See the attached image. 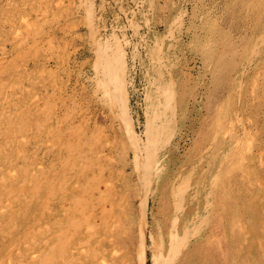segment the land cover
Returning a JSON list of instances; mask_svg holds the SVG:
<instances>
[{"label":"rangeland","instance_id":"obj_1","mask_svg":"<svg viewBox=\"0 0 264 264\" xmlns=\"http://www.w3.org/2000/svg\"><path fill=\"white\" fill-rule=\"evenodd\" d=\"M263 178L264 0H0V264H264Z\"/></svg>","mask_w":264,"mask_h":264},{"label":"bare ground","instance_id":"obj_2","mask_svg":"<svg viewBox=\"0 0 264 264\" xmlns=\"http://www.w3.org/2000/svg\"><path fill=\"white\" fill-rule=\"evenodd\" d=\"M41 11V10H40ZM23 18L24 17H22V20H23ZM25 19L26 18H24V22H25ZM25 23H27L28 24V22H27V20H26V22ZM27 26V25H26ZM175 26V25H174ZM173 33V32H172ZM211 35H212V33H211ZM19 36V35H18ZM155 38V37H154ZM32 40V39H31ZM211 42V41H210ZM194 44V43H193ZM207 44V43H206ZM211 44V43H210ZM255 46V45H254ZM27 51V50H26ZM158 51V50H157ZM160 51V50H159ZM251 54V53H250ZM154 57V56H153ZM6 58V57H5ZM156 59V58H155ZM243 74V73H242ZM170 76V75H169ZM153 82V81H152ZM166 82V81H165ZM158 83V82H157ZM153 84H155V83H153ZM170 87V86H169ZM173 87V86H172ZM165 88V87H164ZM163 88V89H164ZM239 88V87H238ZM162 89V90H163ZM168 89V88H167ZM174 89V88H173ZM164 90H166V89H164ZM161 91V90H160ZM171 91V90H170ZM170 91L168 92L167 90H166V92L164 91V93L166 94V96H168V93H170ZM174 91H175V89H174ZM168 92V93H167ZM173 91H171V96L170 97H172V94H174V93H172ZM31 93H33L32 91H31ZM239 93V92H238ZM30 94V93H29ZM34 94V93H33ZM35 95V94H34ZM175 95V94H174ZM173 95V96H174ZM239 95V94H238ZM19 96V95H18ZM23 96V95H22ZM161 96H162V94H161ZM166 96H165V98H166ZM150 97V96H149ZM147 98H148V96H147ZM163 98V97H162ZM168 98V99H167ZM166 99H165V101H164V103H163V107L164 108H167L168 107V101H169V96L167 97ZM174 98V97H173ZM149 99V98H148ZM175 99V98H174ZM150 100V99H149ZM170 100H171V98H170ZM108 101V100H107ZM175 100H173V102H174ZM110 103V102H109ZM108 103V104H109ZM49 104V103H48ZM152 104V103H151ZM161 104V103H160ZM159 104V105H160ZM174 104V103H173ZM114 105V104H113ZM162 106V105H161ZM160 106V107H161ZM155 108H157V107H155ZM155 108H151V106H150V109L148 110V113H147V120H146V125H147V130H146V136H145V140L142 142V144L146 147L147 145H148V143L150 142V140L152 139V137H154V134H155V130H153V129H155V127L157 128V126L158 125H160V124H158V125H156V126H154L153 124H154V120L156 119V117H157V111H156V109ZM170 108V107H169ZM171 108H174V107H172L171 106ZM159 109V108H158ZM111 111V110H110ZM162 111H165V109L164 110H162ZM168 111H170V109H168ZM51 112V111H50ZM117 112V111H116ZM159 112V111H158ZM165 114V113H164ZM168 114V113H167ZM117 115L119 116V113H117ZM219 115V114H218ZM217 115V116H218ZM45 116V115H44ZM116 116V115H115ZM120 117L121 118H123L124 120H127L125 117H124V115H120ZM13 120V119H12ZM237 120V119H236ZM48 121V120H47ZM50 121V120H49ZM221 121V120H220ZM13 122V121H12ZM31 123V122H30ZM127 124H128V122H126ZM164 123V121L162 120V122H161V124H163ZM233 123V122H232ZM220 124V123H219ZM222 125H226V124H221V127H222ZM161 126V125H160ZM163 126V125H162ZM128 127V126H127ZM224 127V126H223ZM225 128V127H224ZM223 128V130H225L226 131V129H227V131H228V128H225L224 129ZM130 130V129H129ZM167 130V129H166ZM157 131V130H156ZM128 132H130V131H128ZM158 132V131H157ZM156 132V133H157ZM166 132V131H165ZM243 132V131H242ZM225 133V132H224ZM228 133V132H227ZM71 134V133H70ZM162 134V133H161ZM163 134H164V132H163ZM167 134V133H166ZM243 135H244V133H242ZM165 135V134H164ZM50 137V136H49ZM156 137V136H155ZM240 136H238V139H237V141H235V144H234V146H233V149H234V147H235V149L234 150H236V156H237V158H238V160H243V157H245L244 156V153H245V151L248 149L247 147H248V145L246 144V146L244 145V141L242 140V139H240L239 138ZM21 139H22V137H20ZM19 138V139H20ZM251 138H254V137H251L250 136V139ZM12 139V138H11ZM26 140H27V138H25ZM243 139H244V137H243ZM156 140V139H155ZM159 140V139H158ZM245 140V139H244ZM247 140V139H246ZM152 141V140H151ZM249 141V140H248ZM247 141V142H248ZM26 142V141H25ZM136 142V141H135ZM156 142V141H155ZM163 142V141H162ZM252 142V141H251ZM153 143H154V140H153ZM161 143V142H160ZM249 143H250V141H249ZM150 144H152V143H150ZM251 144V143H250ZM46 145H47V143H46ZM136 145V144H135ZM159 145H161V144H159ZM225 145V144H224ZM233 145V144H232ZM17 146V145H16ZM137 146V145H136ZM158 146V145H157ZM156 147V146H155ZM209 147V146H208ZM16 148V147H15ZM224 148V147H223ZM18 149V148H17ZM146 149V148H145ZM139 150V149H138ZM158 150V149H157ZM146 151V150H145ZM152 151V150H151ZM155 151V150H154ZM135 152V151H134ZM228 152V151H227ZM224 153L226 154V150H224ZM69 154V153H68ZM149 154H151V152L149 153ZM156 154V153H155ZM258 154V153H257ZM256 154V155H257ZM228 155V154H227ZM222 156H223V154H222ZM248 156V155H247ZM246 156V157H247ZM262 156V155H261ZM146 157H148V156H146ZM224 157V156H223ZM260 157V156H259ZM149 159L151 158V157H148ZM147 158V159H148ZM261 158V157H260ZM149 159H148V161H149ZM152 159V158H151ZM218 159H220V158H218ZM223 159H225V158H223ZM136 160V159H135ZM134 160V161H135ZM216 160V159H215ZM245 160V159H244ZM151 161V160H150ZM222 161V160H221ZM220 161V162H221ZM224 161V160H223ZM151 163V162H150ZM215 163V162H214ZM214 163H212V164H214ZM217 163H218V161H217ZM158 163L156 162V165H157ZM143 166V165H142ZM161 166V165H160ZM214 166L215 167H217L215 164H214ZM237 166V165H236ZM148 167V166H147ZM156 167V166H155ZM213 167V166H212ZM241 167L243 168V166L241 165ZM158 168V167H157ZM85 169V168H84ZM153 169H155V168H153ZM159 169V168H158ZM212 169V168H211ZM244 169V168H243ZM247 169V168H246ZM242 170V169H241ZM157 171V170H156ZM243 171V170H242ZM248 171H249V169L247 170V173H248ZM212 172H213V170H212ZM215 172V171H214ZM156 173V172H155ZM3 175H7L6 177H13L14 175H15V173H14V170L13 169H5L4 170V172L2 173ZM213 174V173H212ZM244 174V173H243ZM248 174H251V172L250 173H248ZM244 175H247V174H244ZM243 176V175H242ZM25 177V176H24ZM212 178V177H211ZM245 178V177H244ZM249 178V177H248ZM13 179V178H12ZM29 179V178H28ZM247 179V178H246ZM264 179V178H263ZM26 180V179H25ZM143 181V180H142ZM9 182V181H8ZM23 182V181H22ZM223 183H224V181H222ZM212 184H213V182H211ZM189 184V183H188ZM203 184V183H202ZM264 184V183H263ZM103 186V185H102ZM206 186V185H205ZM208 186H210V184L208 185ZM202 187V186H201ZM211 187V186H210ZM210 187H208V188H210ZM227 188V187H226ZM206 189V188H205ZM211 189V188H210ZM224 189V188H223ZM24 190V189H23ZM145 190V189H144ZM207 190V189H206ZM225 191V190H224ZM12 192V191H11ZM208 192H209V189H208ZM246 192V191H245ZM208 195V194H207ZM247 195V194H246ZM254 196V195H253ZM252 196V197H253ZM256 196V195H255ZM254 196V197H255ZM15 197V196H14ZM248 197H250V196H248ZM178 198H179V195H178ZM246 198V197H245ZM247 199V198H246ZM246 199H245V201H246ZM255 200V199H254ZM248 201V200H247ZM250 201V200H249ZM256 201V200H255ZM253 202V201H252ZM237 203V202H236ZM247 203V202H246ZM245 203V204H246ZM178 204V203H177ZM130 205V204H129ZM256 205V204H255ZM11 206V204H10V201L9 200H7V201H3L2 202V205H1V208H7V207H10ZM132 206H133V204H132ZM180 207V206H179ZM240 207V206H239ZM239 207H237V208H239ZM255 207V206H254ZM253 207V208H254ZM182 208V207H181ZM242 208V207H241ZM237 210V209H236ZM239 210H243V209H239ZM255 210V209H254ZM256 211H257V208H256ZM47 212V211H46ZM235 212H237V211H235ZM241 212V211H240ZM246 212H247V210H246ZM251 212H253V211H251ZM263 212V211H262ZM238 213V212H237ZM248 213V212H247ZM241 214V213H240ZM255 214V213H254ZM253 214V215H254ZM260 214V213H259ZM242 215H244V214H242ZM242 215H240L241 217H242ZM256 215V214H255ZM237 216V215H236ZM248 216H249V213H248ZM154 217V215L152 214V218ZM253 218H255V217H253ZM259 218V217H258ZM264 218V217H263ZM154 219V218H153ZM237 219V218H236ZM252 221H253V219H251ZM264 220V219H263ZM200 221H202V220H200ZM246 221H247V219H246ZM252 221H250V222H252ZM23 222V221H22ZM173 222H175V221H173ZM250 222H248V223H250ZM261 222V221H260ZM262 223H264V222H262ZM261 223V224H262ZM247 224V223H246ZM258 224V223H257ZM240 226V225H239ZM248 226V225H247ZM251 226V225H250ZM186 227H188V226H186ZM196 227V226H195ZM252 227H254L253 225H252ZM192 228V227H191ZM248 228V227H247ZM193 229V228H192ZM259 229V228H258ZM260 229H261V227H260ZM259 229V230H260ZM42 230V229H41ZM160 230V229H159ZM238 230V229H237ZM236 230V231H237ZM253 230V229H252ZM258 230V231H259ZM16 231V230H15ZM250 231V230H249ZM12 232V231H11ZM174 231L172 230V228H171V230H170V233L171 234H173L174 235V233H173ZM193 232V231H192ZM241 232V231H240ZM243 232V231H242ZM245 232V231H244ZM243 232V233H244ZM248 232V231H247ZM257 232V231H256ZM256 232H254L255 233V235L256 234H260V232L259 233H256ZM263 232V231H262ZM29 233V232H28ZM187 233H189V232H187ZM238 233V232H237ZM243 233H240V235L241 234H243ZM250 233V232H249ZM161 234V233H160ZM177 234V232L175 233V238L173 239V240H175L174 242H176V240L178 239V234ZM194 234V233H193ZM239 234V233H238ZM262 234V233H261ZM173 235H171V236H173ZM192 235V234H191ZM246 235H247V233H246ZM246 235H245V238H246ZM249 235H254V234H249ZM187 236V235H186ZM174 237V236H173ZM176 237H177V239H176ZM183 237V236H182ZM254 237V236H253ZM258 237V236H257ZM262 237V236H261ZM264 237V236H263ZM262 237V238H263ZM171 238V240H172V237H170ZM37 239V238H36ZM252 239V238H251ZM261 239V238H260ZM259 239V240H260ZM2 240V239H1ZM150 240L152 241V244H151V246H152V248H154V249H152L153 251H154V253H153V255H152V257H151V259H152V261H153V264H164V263H160V260H159V255H162V250H160V251H158V252H156V241L155 240H157V239H155V236H153V234H151L150 235ZM179 240H180V238H179ZM179 240H177L178 242H179ZM256 240H257V238H256ZM244 241H245V239H244ZM1 242V241H0ZM173 242V241H172ZM172 242H168L169 244H171ZM177 242V243H178ZM177 243H175L176 244V246H173V245H171L172 246V248H173V250H174V247H175V250H174V252L172 251V253L170 254L169 252L172 250V248H171V250H168L167 251V253L166 254H168V255H165L166 256V258H170V257H172V256H175L179 251H180V247H178V246H180V245H182V242H180V244L177 246ZM184 243V242H183ZM228 243V242H227ZM235 243V242H234ZM251 243V242H250ZM257 243H260L259 245L262 247H264V245H262V242H257ZM18 244V243H17ZM31 244H33L32 242H25L22 246H20L18 249H17V251H16V253H17V259L16 260H10V259H8V260H6L7 261V264H27V258H29V259H31L32 261H36V260H39L40 259V254L38 253V251L37 250H35L33 247L31 248ZM173 244V243H172ZM233 244V243H232ZM241 244H244V243H241ZM241 244H239V245H241ZM253 244H255V242L253 243ZM82 245V244H81ZM228 245H230V243L228 244ZM0 246H2V245H0ZM19 246V245H18ZM36 246H38L37 244H36ZM236 246V245H235ZM242 246V245H241ZM251 245H249V247H250ZM257 246V245H256ZM35 247V246H34ZM169 247H170V245H169ZM168 247V248H169ZM176 247H177V249H176ZM243 247V246H242ZM241 247V248H242ZM253 247H254V245H253ZM257 247H259V246H257ZM262 247V248H263ZM17 248V247H16ZM200 248V247H199ZM233 248V247H232ZM245 249H247L246 247H244ZM251 248V247H250ZM5 249V248H4ZM170 249V248H169ZM264 249V248H263ZM0 250H2V247H1V249ZM14 250V249H13ZM28 251L27 252V254L25 255L24 254V251ZM176 250H178V251H176ZM202 250V249H201ZM234 250V249H233ZM242 250V249H241ZM244 250V249H243ZM242 250V251H243ZM261 250V249H260ZM15 251V250H14ZM235 251V250H234ZM239 251V250H238ZM246 251V250H245ZM3 252V251H2ZM10 252H12V251H10ZM105 252V251H104ZM200 252H202V251H200ZM233 252V251H232ZM0 253H1V251H0ZM8 253V252H7ZM114 253V252H113ZM246 253H248V252H246ZM256 253V252H255ZM4 254V253H3ZM104 254H106V253H104ZM8 255V254H7ZM178 255V254H177ZM237 255H238V253H237ZM241 255V254H240ZM246 255V254H245ZM247 255H249V254H247ZM256 255V254H255ZM262 254H261V257L260 258H262ZM1 257H3V256H1ZM11 257V256H10ZM202 257H203V255H202ZM231 257H232V255H231ZM233 257H234V255H233ZM254 257V256H253ZM258 257V256H257ZM173 258L174 257H172L171 259H169L167 262H170L171 260H173ZM235 258V257H234ZM234 258L232 259V261L234 260ZM5 259V258H4ZM3 259V260H4ZM236 259V258H235ZM105 260V259H104ZM106 261V260H105ZM235 261V260H234ZM258 261H260V260H258ZM262 261V260H261ZM4 262H5V260H4ZM57 262V261H56ZM166 262V261H165ZM264 262V261H263ZM1 263V262H0ZM235 263V262H234ZM237 263V262H236ZM252 263V262H251ZM101 264H106V262H104V261H101ZM166 264V263H165ZM168 264V263H167ZM250 264V263H249ZM253 264V263H252ZM256 264V263H255Z\"/></svg>","mask_w":264,"mask_h":264},{"label":"trees","instance_id":"obj_3","mask_svg":"<svg viewBox=\"0 0 264 264\" xmlns=\"http://www.w3.org/2000/svg\"><path fill=\"white\" fill-rule=\"evenodd\" d=\"M148 264H150V263H148Z\"/></svg>","mask_w":264,"mask_h":264}]
</instances>
